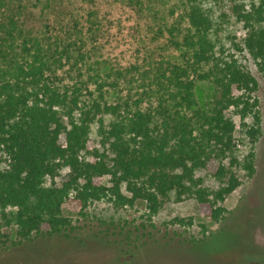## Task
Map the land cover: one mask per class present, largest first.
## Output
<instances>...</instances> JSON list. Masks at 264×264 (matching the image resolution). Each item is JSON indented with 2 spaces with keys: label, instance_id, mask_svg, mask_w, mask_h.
Returning a JSON list of instances; mask_svg holds the SVG:
<instances>
[{
  "label": "trees",
  "instance_id": "obj_1",
  "mask_svg": "<svg viewBox=\"0 0 264 264\" xmlns=\"http://www.w3.org/2000/svg\"><path fill=\"white\" fill-rule=\"evenodd\" d=\"M113 1L166 30V47L179 51V62L161 56L101 74L84 51L101 32L90 19L95 12L85 20L89 37L77 22L62 39L35 33L11 16L0 22V215L6 225L13 222L18 244L75 236L78 226L62 215L72 193L82 212L103 199L115 208L143 201L149 218L167 201L190 198L218 222L224 219L220 204L239 185L229 169L240 166L233 117L251 142L260 135L250 61L264 78L263 0L249 10L235 8L245 37L232 51L217 49L210 16L196 0H180L182 27L168 26L161 15L166 0ZM198 82L217 90L209 108L196 101ZM94 122L98 147L90 138ZM211 164L220 183L215 191L196 176ZM241 166L253 175L252 158ZM63 170L67 180L57 186ZM7 208H13L11 219Z\"/></svg>",
  "mask_w": 264,
  "mask_h": 264
},
{
  "label": "rangeland",
  "instance_id": "obj_2",
  "mask_svg": "<svg viewBox=\"0 0 264 264\" xmlns=\"http://www.w3.org/2000/svg\"><path fill=\"white\" fill-rule=\"evenodd\" d=\"M261 1L196 0L210 16L211 39L217 49L232 51L233 45L242 46L245 31L234 10H249ZM158 9L166 15L168 26L186 25L185 7L180 0H166ZM89 12H95L90 19L101 26V32L95 41L87 42L84 51L91 64L99 62L101 74L112 67L143 65L161 56L179 62V51L166 47V30L113 0H0V22L11 16L35 33L60 39L74 33L76 22L89 37V24L85 22ZM250 68L258 82L260 135L251 142L238 118L233 117L235 156L240 166L229 169L239 185L220 204L224 219L213 221L190 198L167 201L150 218L143 201H135L132 207L115 208L110 200L103 199L82 212L72 193L62 205V215L78 226L73 233L76 238L35 237L18 244L13 222L6 225L0 215V264H264V78L251 61ZM195 97L200 106L209 108L218 93L212 84L198 82ZM97 127L96 122L90 126L94 147H98ZM108 156L111 157L109 152ZM248 158H252V176L241 166ZM225 165L228 167V161ZM216 168V164H211L196 172L212 191L220 187L214 177ZM66 180L67 170H63L54 182L59 186ZM107 181L108 177L102 179L104 185ZM6 211L11 219L13 208Z\"/></svg>",
  "mask_w": 264,
  "mask_h": 264
}]
</instances>
